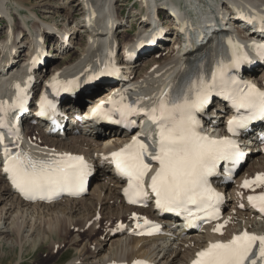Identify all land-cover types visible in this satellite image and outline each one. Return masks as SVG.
I'll use <instances>...</instances> for the list:
<instances>
[{
	"label": "snow or ice",
	"instance_id": "1",
	"mask_svg": "<svg viewBox=\"0 0 264 264\" xmlns=\"http://www.w3.org/2000/svg\"><path fill=\"white\" fill-rule=\"evenodd\" d=\"M257 20L259 30L264 32V17L258 16ZM247 22L254 23L252 20ZM251 47L264 60V43H253ZM250 63L243 46L229 39L227 47L220 46L210 71L205 70L203 60L195 62L171 91L165 85L158 97L147 98L155 101V106L150 110L139 107L144 102L143 98L127 101L125 94L97 105L93 119H104L129 128L132 125L129 117L143 114L155 126L149 137L142 139L135 136L130 144L111 153L117 173L127 180L124 195L129 203L142 202L150 189L160 211L184 215L189 226L197 219L211 222L220 218L222 197L211 187L210 178L219 176L223 165V170L228 173L227 178L231 179L233 170L245 154L234 139L227 136L215 139L202 133L198 114L205 111L215 95L226 100L236 113L227 121V131L231 136L241 135L255 121H264V91L238 78L241 66ZM118 72L119 69L110 64L99 75H117ZM95 78L88 77L87 82ZM81 83L79 80L61 82L57 75L49 88L59 94L61 91H74ZM15 88V103L7 106L0 103V128L7 129L10 135L19 139L18 128H11L7 117L10 112L25 109L28 95L26 88L19 84ZM38 107L40 116L56 111V104L48 98L47 93L40 97ZM153 138L157 141L156 145L150 142ZM4 140V135L0 134L3 171L26 199L51 200L58 193L76 195L86 190L90 168L82 156L63 153L38 160L26 152L14 151L13 147L18 149L19 145L10 147ZM152 162L158 168L146 187L145 178L152 172ZM261 186H264V175H257L255 179L243 183L245 189L253 191ZM248 201L264 214V194L251 195ZM137 227L140 225L137 224ZM223 227L217 225L213 231L223 235ZM152 231H158V226H153ZM138 234L151 233L141 231ZM192 264H264V235L244 231L227 242H211L196 254Z\"/></svg>",
	"mask_w": 264,
	"mask_h": 264
},
{
	"label": "bare ground",
	"instance_id": "2",
	"mask_svg": "<svg viewBox=\"0 0 264 264\" xmlns=\"http://www.w3.org/2000/svg\"><path fill=\"white\" fill-rule=\"evenodd\" d=\"M9 1L11 3L15 2L18 7L30 12L32 17H36V19L32 21V29L34 32L41 31L42 26L47 23L58 24L55 18L59 13L57 9H63L62 7H58V4H61V0H57V3L56 0H34L35 3L33 4L31 0H0V7L4 10L5 4ZM75 1L77 3L73 4L65 14L64 21L69 23L71 17L75 15V20L73 21H75L77 26L80 25L81 30H83L82 32L86 33L88 40L90 39L92 44L99 42L104 37H101L100 34L106 33L107 30L105 27H97L98 24H101L97 17L96 19H90L93 31L89 32L87 29L88 13L93 12V15L97 13L96 15L98 16V6L103 0ZM144 1L147 2L149 0ZM251 1L264 3V0ZM176 2L178 3L179 0H168L170 7L177 12L178 4ZM186 2L189 3L196 12H199L200 15L201 8L206 7L205 2H201L200 0H186ZM215 2L217 6L220 7L221 4L224 5V2L227 3V0H214V3ZM41 3L43 4L41 5ZM118 6H122V4H118ZM104 7H106V5ZM37 9H40L39 11L43 14L45 13L42 17L45 19L46 23L40 19ZM9 12L10 11H6V13ZM48 14L52 15V17L47 16ZM178 14L180 15V13ZM119 15L122 14L120 13ZM130 18L132 19L133 16L128 17L126 22L128 24L130 23L133 28L134 24H132ZM23 20H29V17ZM124 21L125 18L122 19V23ZM165 23H168V21H165ZM21 29V26L17 28L18 31H22ZM69 31L71 33V38H74V40L77 38L75 44L79 45L81 33L74 27L70 28ZM24 33L25 31H22V34ZM122 34V36L120 34V38L122 37V39L125 40V30L122 31ZM88 43V45L83 47L78 57H74L71 51H67L63 54L55 53V57L64 59V63L56 68L55 71L60 72L63 77L68 78L71 77L73 73H76L77 69L85 64L87 60H95L99 49L93 48L89 41ZM15 44L16 42L14 41L13 46H15ZM13 46L10 43H6L2 46V49L4 47L6 49L9 48L11 52L14 48ZM71 55L73 57H71ZM4 57L5 56L0 55V67H2L0 69H3V71L6 69L4 61H12L11 57ZM189 58L190 56H187V62ZM153 59L154 58L149 60L150 63L154 61ZM145 62L146 61L143 63ZM178 62L179 54H174L173 51H169L167 52V57L162 62L156 60L149 68H146L143 63L140 65L136 64L131 68V72L137 73L138 75L134 80V84H136L139 89L145 88L144 91H151L150 93H152L153 88H158V86L166 84L170 78L176 76L177 68L180 65V62ZM86 65L87 64L84 66ZM155 65H157L156 69L150 72V69ZM19 67L20 66L14 67V70H18ZM12 73L13 72L6 76H0V82L9 79ZM181 76L182 74L179 76V79ZM100 94L101 93L96 95L98 97H95V101L104 98V95L100 96ZM32 130V127L25 124V132L27 134L32 132ZM35 131L37 134L35 133L34 135H37V141H41L45 149L48 148V150L54 149L56 151L86 154L89 157L93 156L95 152L94 148L102 147L106 141L112 140L108 139V134H93L91 138L95 140V143L93 146H90L89 137L87 139L84 136H75L63 141L62 138H48L44 135L43 131L37 128H35ZM97 168L98 174L95 178V183L89 191V198L73 201L63 200L54 205L44 206L39 204H25L17 198L10 187L6 185L5 179L1 175L2 166H0V204L4 203V205L0 207V241L12 244L14 247L19 246L18 248L23 250L24 244L30 240L35 246V240H39L41 236L44 238L55 237L56 239H63L66 241L73 235L72 232L76 231L78 234L74 236L71 243L78 249L80 258L75 259V262L82 260L83 264H113L114 262H128V264H130L137 258H146L155 264H186L189 259L193 257L195 251L203 246V235L207 236L211 234V231L205 230L203 235L197 234L194 236H187L176 242L162 239L158 240L156 244H153V240L127 238L124 234L116 235L115 232L117 231V227H112L110 224L115 220V222L127 220L133 209L124 205L121 201L120 182L115 179L108 162H104L101 166L98 164ZM260 172H264V157L255 156L248 170L241 176L248 177ZM233 191L235 193L238 189L233 188ZM146 213L152 214L150 210H147ZM226 221L229 225L228 229L224 227V230L226 229V237H228V234L231 232H237L246 228L251 231H264V224H258L257 219L251 213L236 212L234 202L231 203L229 210L226 212ZM104 232H107L108 235L113 234L115 239L111 240V238H108L105 240L102 236ZM85 235L88 241L80 246V238ZM98 236H102V238L100 239ZM93 239H97V241L95 240L93 242ZM53 243L56 244L54 240ZM150 244L153 246L150 247ZM91 246H94V250L89 249Z\"/></svg>",
	"mask_w": 264,
	"mask_h": 264
},
{
	"label": "rangeland",
	"instance_id": "3",
	"mask_svg": "<svg viewBox=\"0 0 264 264\" xmlns=\"http://www.w3.org/2000/svg\"><path fill=\"white\" fill-rule=\"evenodd\" d=\"M31 1H32L31 2L32 4L35 3L34 0H31ZM67 1L68 2H66V0H61L60 1L61 4H58V7H62L63 8V9H60V8L57 9L59 11V13H58V15L55 18L59 22H61L63 20V18H64L63 16H65V14L69 11L71 6L73 4L77 3L75 0H67ZM126 1L127 2L125 3L126 5L124 7L125 8L124 15H126V16L129 15L130 16V15L133 14L134 9L132 7V3H128V0H126ZM56 3H57V0H56ZM14 4L15 3H13V4L9 5V6L11 7ZM42 4L43 3H41V5ZM123 5L124 4H122V6ZM122 9L123 8H119V12L120 13H121ZM39 10L40 9H37V11L39 12V15L41 17L44 16L45 13L43 14ZM27 16H30V14L27 13ZM47 16L52 17V15H50V14H48ZM21 18L24 19V18H26V16H23ZM133 18H134V16H133ZM32 19H35V17H33ZM71 20H75V15H73L71 17L70 21ZM0 27H2V25ZM5 28H7V27H5ZM81 33H83V32H81ZM2 34L3 33H2V30H1L0 31V35H2ZM124 36H126V35L124 34ZM81 40H82V37L81 38L79 37V42ZM82 44H85V39L82 41ZM78 49H79V51H81L82 46H79ZM73 51L76 52L75 54L72 52V54H74V57H76V56L78 57L80 52L77 51V50H73ZM71 57H73V56L71 55ZM166 57H167V54L164 56V58H161V60L158 59L157 61L162 62ZM150 59H152V58H149L148 60H146L145 63H143V64H145L144 66H146L147 64L149 66L153 62H156V59H153L154 61L152 63H150V61H149ZM62 63H64V59H62V60H61V58L60 59H55V61H53L51 63V69L56 67L55 65H57V67H60ZM249 166H250V164L248 165V167ZM87 198H89L88 195H87ZM3 205H4V203L0 204V207H2ZM72 233H73V235L70 236L66 241L63 240V239H56L55 237L54 238H52V237L44 238L43 236H41L39 240H37V241L35 240V246L32 243V241L30 240L26 244H24L23 250H21V248H18L19 246L18 247H14L12 244L0 241V264H70V263H72V264H83L82 260H79L78 262L77 261L75 262V259H79L80 258V254L78 253V249L74 245H72V243H71L72 241L71 240L74 239V236L77 235L78 232L73 231ZM98 237L100 238L101 236H98ZM52 239L55 241L56 244L53 243ZM80 239H81L80 244H79L80 246L82 244H85L88 241V238H87L86 235L82 236V238H80ZM97 239H93L92 241L93 242L95 240L97 241ZM110 241H109V243H110ZM26 245H29V246H26ZM57 245L59 246V248H58ZM89 249L90 250H94V246H91Z\"/></svg>",
	"mask_w": 264,
	"mask_h": 264
}]
</instances>
